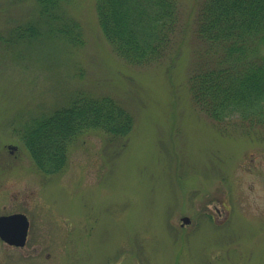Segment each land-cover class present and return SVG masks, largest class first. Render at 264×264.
Masks as SVG:
<instances>
[{"label": "rangeland", "instance_id": "374dc122", "mask_svg": "<svg viewBox=\"0 0 264 264\" xmlns=\"http://www.w3.org/2000/svg\"><path fill=\"white\" fill-rule=\"evenodd\" d=\"M201 1L180 0L173 46L134 64L105 38L96 0L60 11L80 23L81 45L6 42L45 19L37 0H0V212L22 200L30 219L25 246L0 241V264H264V125L218 122L195 103L189 76L214 49L198 33ZM79 92L120 99L133 129L90 130L44 173L20 130Z\"/></svg>", "mask_w": 264, "mask_h": 264}, {"label": "trees", "instance_id": "16d2710c", "mask_svg": "<svg viewBox=\"0 0 264 264\" xmlns=\"http://www.w3.org/2000/svg\"><path fill=\"white\" fill-rule=\"evenodd\" d=\"M70 0H37L44 23L35 18L13 26L6 42H27L45 33L74 45L84 43L78 21L62 16ZM180 0H96L100 28L115 52L142 64L161 59L174 44ZM198 33L210 43L211 62L189 76L195 103L218 122L264 125V0H202ZM1 38V37H0ZM134 117L111 95L79 92L62 106L33 116L22 126L21 139L44 173L63 169L72 142L90 130L128 135Z\"/></svg>", "mask_w": 264, "mask_h": 264}, {"label": "flooded vegetation", "instance_id": "af4514ba", "mask_svg": "<svg viewBox=\"0 0 264 264\" xmlns=\"http://www.w3.org/2000/svg\"><path fill=\"white\" fill-rule=\"evenodd\" d=\"M16 149V148H15ZM12 152V150H10ZM21 214H25L26 217L28 218V233H27V238L29 235V230H30V219L29 216L26 212H23L22 209V200H15L14 206L7 207L4 205V209L2 212H0V216H13L15 215L14 219H9L7 221H14V223H8V234L14 235V236H19L21 234V227H22V216H19ZM0 241H2L6 246L17 249V248H22L23 246L17 245L16 243H13L11 241H8L4 238L1 237L0 235Z\"/></svg>", "mask_w": 264, "mask_h": 264}, {"label": "water", "instance_id": "95a60500", "mask_svg": "<svg viewBox=\"0 0 264 264\" xmlns=\"http://www.w3.org/2000/svg\"><path fill=\"white\" fill-rule=\"evenodd\" d=\"M19 216H22V227H21V234L19 236H14L8 234V223H14V221H7L9 219H14L15 215L13 216H0V235L2 238L11 241L13 243H16L18 245H24L26 242V236H27V230H28V219L26 215L21 214ZM184 222H189L190 218L188 216H184L183 218Z\"/></svg>", "mask_w": 264, "mask_h": 264}]
</instances>
